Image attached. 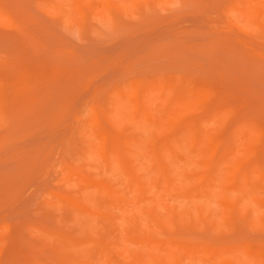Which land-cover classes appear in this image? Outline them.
Segmentation results:
<instances>
[{"label": "rangeland", "instance_id": "obj_1", "mask_svg": "<svg viewBox=\"0 0 264 264\" xmlns=\"http://www.w3.org/2000/svg\"><path fill=\"white\" fill-rule=\"evenodd\" d=\"M0 264H264V0H0Z\"/></svg>", "mask_w": 264, "mask_h": 264}]
</instances>
